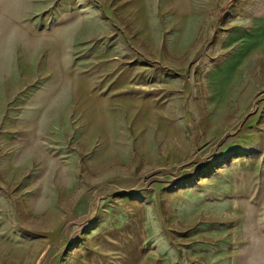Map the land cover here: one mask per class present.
<instances>
[{"label":"rangeland","instance_id":"1","mask_svg":"<svg viewBox=\"0 0 264 264\" xmlns=\"http://www.w3.org/2000/svg\"><path fill=\"white\" fill-rule=\"evenodd\" d=\"M0 264H264V0H0Z\"/></svg>","mask_w":264,"mask_h":264}]
</instances>
